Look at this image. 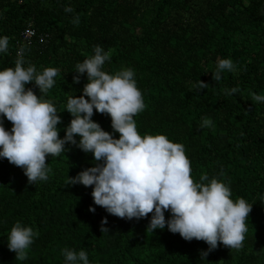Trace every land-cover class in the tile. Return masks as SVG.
Returning a JSON list of instances; mask_svg holds the SVG:
<instances>
[{
  "label": "trees",
  "instance_id": "16d2710c",
  "mask_svg": "<svg viewBox=\"0 0 264 264\" xmlns=\"http://www.w3.org/2000/svg\"><path fill=\"white\" fill-rule=\"evenodd\" d=\"M4 36L9 46L0 52V71L14 69L21 48L25 68L59 70L46 94L34 81L25 87L56 107L61 139L73 118L68 98L83 95L88 82L85 73L73 83L76 65L99 46L110 54L102 67L107 74L134 71L145 104L133 116L138 134L182 144L194 182L215 178L230 188L234 203L243 198L252 211L240 250L218 244L201 259L206 242L186 241L167 226L147 231L152 214L113 216L94 204V186H70L69 177L95 166L92 153L66 144L65 153L47 157L48 179L32 184L0 157V264H66L64 249L85 251L88 264H264V102L252 98L264 95V0H0ZM218 59H230L235 70L216 81ZM200 80L208 87L199 89ZM204 118L210 127H201ZM92 120L119 139L109 115L94 109ZM0 121L10 132L11 122ZM105 218L109 231L102 233ZM17 222L37 233L23 261L8 247Z\"/></svg>",
  "mask_w": 264,
  "mask_h": 264
},
{
  "label": "clouds",
  "instance_id": "9594fccd",
  "mask_svg": "<svg viewBox=\"0 0 264 264\" xmlns=\"http://www.w3.org/2000/svg\"><path fill=\"white\" fill-rule=\"evenodd\" d=\"M65 11L72 9L66 7ZM73 23L78 24L79 17ZM8 46L9 37L0 38V52L6 53ZM23 51L21 48L17 52L14 69L0 71V116L13 125L9 132L0 121V157L23 169L30 184L46 181L51 171L47 157L65 153V145L72 144L85 153H92L96 163L76 177H69L70 186H94V204L109 214L128 220L152 214L147 231L163 230L167 226L171 233H179L186 241L206 242L209 248L201 253V259H206L218 244L229 249L242 248L252 205L243 198L234 203L230 199V188L215 178L210 184L194 182L191 163L182 144L172 143L164 135L142 138L138 134L133 116L143 111L145 104L132 69L107 74L102 67L110 54L99 46L95 47L93 57L78 63L73 83L78 84L85 73L88 82L83 95L68 98L67 112L73 118L61 139L57 125L62 120L56 107L25 87L34 81L40 93L46 94L53 87L59 70L49 67L38 73L35 65L25 68ZM225 70L234 71L233 62L218 59L212 79L221 80ZM197 87L205 89L208 84L200 80ZM237 91L238 88H233L228 94ZM252 98L264 102V95L253 93ZM94 109L111 117V126L114 133H119V139L92 120ZM211 125L212 121L204 118L201 127ZM200 179L206 181L208 177L202 175ZM89 211L94 213L95 208L90 207ZM166 211L171 213L167 221ZM107 223L106 218L101 221L102 233L109 231L104 227ZM35 235L31 227L22 226L20 222L12 227L8 247L16 254V260L28 258ZM62 254L66 264L78 261L88 264L83 250L77 253L64 249Z\"/></svg>",
  "mask_w": 264,
  "mask_h": 264
},
{
  "label": "built area",
  "instance_id": "2783aa9c",
  "mask_svg": "<svg viewBox=\"0 0 264 264\" xmlns=\"http://www.w3.org/2000/svg\"><path fill=\"white\" fill-rule=\"evenodd\" d=\"M27 31H28V36H31L34 33V31L32 30H27Z\"/></svg>",
  "mask_w": 264,
  "mask_h": 264
}]
</instances>
